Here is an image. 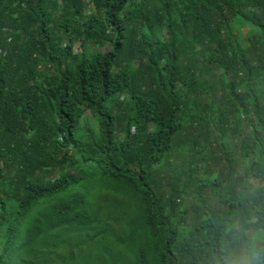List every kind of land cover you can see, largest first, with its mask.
<instances>
[{"label": "trees", "instance_id": "trees-1", "mask_svg": "<svg viewBox=\"0 0 264 264\" xmlns=\"http://www.w3.org/2000/svg\"><path fill=\"white\" fill-rule=\"evenodd\" d=\"M96 224L102 264H264V0H0V264Z\"/></svg>", "mask_w": 264, "mask_h": 264}, {"label": "rangeland", "instance_id": "rangeland-1", "mask_svg": "<svg viewBox=\"0 0 264 264\" xmlns=\"http://www.w3.org/2000/svg\"><path fill=\"white\" fill-rule=\"evenodd\" d=\"M233 29L236 35L242 40L246 41V36L251 33L252 27L249 24H245L244 21L238 19L233 24ZM216 98H219V93L215 95ZM221 102L223 99H221ZM90 116V113H87ZM90 200H99V196L94 194ZM107 202V199L104 198V201L101 203L103 209V205ZM39 205H37L32 211L30 216L33 214L39 213ZM114 215V217H128L130 220H136V211L127 209L123 211L118 205H109L106 210L103 209L102 216L108 217L107 215ZM116 227V226H115ZM115 227H113L115 229ZM96 231L100 232V236L91 241V234H83L81 232H88L82 231L77 228H73V230L81 231V232H71L68 233L67 230H60L57 232V236H53L51 242H56L60 247L53 251L52 258H47V264H102V259L100 256L103 254L104 249L109 248L110 244L112 243L113 239L106 237V232L104 231L101 233V227L96 224L95 225ZM16 240L20 241L22 239L21 234H17ZM31 247L28 248L29 252L28 255H23L20 251L19 254L15 253L14 258L11 260H7V264H42L43 261H39V242L36 243V247L30 253ZM19 250L14 247V251ZM47 250L41 251L40 255L45 254ZM106 259H110L106 255ZM104 260V259H103ZM127 263L132 261L134 262L135 259L126 257Z\"/></svg>", "mask_w": 264, "mask_h": 264}]
</instances>
